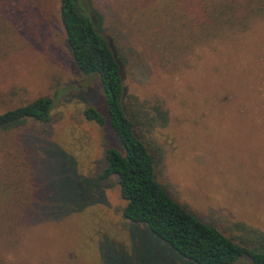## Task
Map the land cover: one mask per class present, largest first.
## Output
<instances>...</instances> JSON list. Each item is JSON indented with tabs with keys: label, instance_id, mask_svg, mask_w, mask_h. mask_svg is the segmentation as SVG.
I'll return each instance as SVG.
<instances>
[{
	"label": "rangeland",
	"instance_id": "1",
	"mask_svg": "<svg viewBox=\"0 0 264 264\" xmlns=\"http://www.w3.org/2000/svg\"><path fill=\"white\" fill-rule=\"evenodd\" d=\"M92 2L127 101L167 111L138 130L159 150L157 181L226 235H264V0ZM59 6L0 0V113L54 102L47 124L0 131V219L17 226L0 228L2 264H193L123 217L114 177L97 179L116 138L83 114L100 89L73 62Z\"/></svg>",
	"mask_w": 264,
	"mask_h": 264
},
{
	"label": "trees",
	"instance_id": "2",
	"mask_svg": "<svg viewBox=\"0 0 264 264\" xmlns=\"http://www.w3.org/2000/svg\"><path fill=\"white\" fill-rule=\"evenodd\" d=\"M59 17L77 70L95 79L100 89L102 105L86 106L83 114L99 126H109L116 138L105 147L97 179H116L125 200L123 217L134 224H146L170 249L193 264H233L242 258L251 264H264L262 233L249 230L252 237L240 225L244 235L234 239L186 209L157 181L159 150L149 147L138 130L140 124H150L151 120L165 123L167 111L157 102L150 107L151 117L149 110L140 116L138 106L127 101L120 57L103 31V17L92 0H60ZM53 106L52 98L42 96L3 111L0 131L20 128L28 121L47 124ZM4 212L0 205L1 219L6 217ZM17 212L22 211L18 208ZM1 219L2 232L16 233L15 222L4 224Z\"/></svg>",
	"mask_w": 264,
	"mask_h": 264
}]
</instances>
